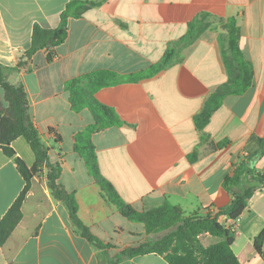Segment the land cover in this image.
Here are the masks:
<instances>
[{
    "label": "crops",
    "instance_id": "0c3cea01",
    "mask_svg": "<svg viewBox=\"0 0 264 264\" xmlns=\"http://www.w3.org/2000/svg\"><path fill=\"white\" fill-rule=\"evenodd\" d=\"M69 6L66 41L38 51L15 71L31 47L34 27L58 28ZM196 21L204 24L188 41ZM233 24L252 78L243 94H227L198 129L196 119L210 97L234 89L231 72L239 69L231 59ZM170 49L176 54L157 75L95 94L122 121L92 135L100 172L137 211L168 203L184 209L187 218L216 215L233 203L226 181L239 166L264 171V155L254 157L264 138V0H0V64L9 69L6 79L25 88L31 117L51 161L62 165L59 182L76 196L80 219L112 246L99 250L80 234L67 206L52 196L44 170L32 181L23 220L0 245V264H109L147 241L142 224L133 227L104 201L76 152L75 136L94 117L88 109L72 110L66 83L94 72L142 73L161 63ZM49 54L55 56L52 62ZM12 147L29 168L34 166L26 139L18 138ZM251 183V176L244 177L241 187ZM25 185L14 159L0 151V222ZM219 222L235 229L232 249L244 256V264H264L255 251L245 253L264 231V189L237 221L221 214ZM132 228L136 232H129ZM200 240L209 247L225 238L206 233ZM119 264L169 263L147 254L124 257Z\"/></svg>",
    "mask_w": 264,
    "mask_h": 264
},
{
    "label": "trees",
    "instance_id": "16d2710c",
    "mask_svg": "<svg viewBox=\"0 0 264 264\" xmlns=\"http://www.w3.org/2000/svg\"><path fill=\"white\" fill-rule=\"evenodd\" d=\"M83 10L85 7L81 9V11ZM79 15H75V17ZM70 16H72L71 6L62 14L58 28L44 29L36 25L33 30L31 47L24 56L27 61L21 59L15 71H22L38 51L55 49L63 44L68 37ZM203 24L201 21H196L190 25L188 41L195 37L198 33L197 28H201ZM229 28L232 39L231 59L239 69L238 73L231 72L234 89H222L210 97L203 112L196 119L198 129H203L209 123L210 118L220 108L227 94L234 93L237 96L243 94L252 78V69L244 61L238 48L235 25H230ZM175 54L174 50H168L161 63L142 73L120 76L110 72H94L66 83L72 110L75 113H80L84 109H88L94 117V123L75 136L76 152L83 159L88 173L99 187L104 201L130 222L142 224L149 237L145 243L125 249L115 259L110 258L109 264H119L124 257L133 258L147 254L160 255L169 264H244V256H236L232 249L234 233L219 222V216L224 214L232 222L237 221L247 209L249 200L257 191L264 189V171L255 172L245 170L244 165L239 166L226 181L234 198L232 205L216 215L209 214L205 217L191 218L186 217L184 209L168 203L152 209L137 211L124 202L113 185L100 172L92 135L106 128L121 126L122 121L111 108L98 102L95 94L108 86L123 82H138L153 77L171 64ZM54 59L53 54L48 55L49 62ZM228 69L230 70L229 66ZM8 71L9 69L0 64V88L2 90V95H0V151L14 159L26 185L0 222V245L3 246L8 242L23 220V206L31 190L32 181L46 170L47 184L52 196L57 202L67 206L72 223L80 234L99 250L112 248L111 245H107L97 238L80 219L76 196L69 193L59 182L62 165L60 162L53 163L51 161L50 149L42 141L40 132L31 117L28 94L23 86H15L7 81L6 73ZM20 137L26 139L35 154L36 162L31 168L17 157L16 151L12 147L13 142ZM263 155L264 138L260 140L254 157L259 158ZM248 176L252 177V183L241 187L244 177ZM206 233L224 237L225 240L205 247L200 236ZM252 251L264 258V231L254 240L253 245L247 246L245 253Z\"/></svg>",
    "mask_w": 264,
    "mask_h": 264
},
{
    "label": "rangeland",
    "instance_id": "374dc122",
    "mask_svg": "<svg viewBox=\"0 0 264 264\" xmlns=\"http://www.w3.org/2000/svg\"><path fill=\"white\" fill-rule=\"evenodd\" d=\"M0 95H2V90H1V88H0ZM131 224L134 225L133 227L139 226V225L136 224V223H131ZM129 232H136V229H135V228H132V229H130ZM129 234H130V233H129ZM129 234L125 235L123 238H129Z\"/></svg>",
    "mask_w": 264,
    "mask_h": 264
},
{
    "label": "built area",
    "instance_id": "2783aa9c",
    "mask_svg": "<svg viewBox=\"0 0 264 264\" xmlns=\"http://www.w3.org/2000/svg\"><path fill=\"white\" fill-rule=\"evenodd\" d=\"M226 229L231 230L232 233L235 232V229H231V228H227V227H226Z\"/></svg>",
    "mask_w": 264,
    "mask_h": 264
}]
</instances>
